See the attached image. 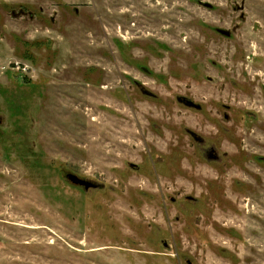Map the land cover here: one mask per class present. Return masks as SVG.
I'll return each instance as SVG.
<instances>
[{
  "label": "rangeland",
  "instance_id": "374dc122",
  "mask_svg": "<svg viewBox=\"0 0 264 264\" xmlns=\"http://www.w3.org/2000/svg\"><path fill=\"white\" fill-rule=\"evenodd\" d=\"M189 263L264 264V0H0V264Z\"/></svg>",
  "mask_w": 264,
  "mask_h": 264
},
{
  "label": "flooded vegetation",
  "instance_id": "af4514ba",
  "mask_svg": "<svg viewBox=\"0 0 264 264\" xmlns=\"http://www.w3.org/2000/svg\"><path fill=\"white\" fill-rule=\"evenodd\" d=\"M221 34V33H220ZM223 35V34H222ZM225 36V35H224ZM230 36V35H229ZM143 94L147 95L148 97H153L151 92H147L143 88H141ZM176 103L181 106L182 108L186 109L188 112H194L196 114H201L204 112V105L203 103L195 100L194 98L187 96V95H178L176 97ZM191 127H186L185 132L188 139L191 141V144L194 148H197L200 157L209 164H218L222 162L223 154L219 148V144L216 142H210L205 135H203L200 130H198L195 126L190 125ZM132 169H137L138 166L134 164H130ZM69 175L68 174L67 179ZM78 180L83 181L89 185L82 186L80 184H74L69 179L68 181L71 182L73 185L78 186L80 188L85 189L86 191L96 190L98 189V185L92 181L81 179L77 175H74ZM88 188V189H87Z\"/></svg>",
  "mask_w": 264,
  "mask_h": 264
},
{
  "label": "water",
  "instance_id": "95a60500",
  "mask_svg": "<svg viewBox=\"0 0 264 264\" xmlns=\"http://www.w3.org/2000/svg\"><path fill=\"white\" fill-rule=\"evenodd\" d=\"M206 6H207V7H211L209 4H207ZM219 33H221V34H223V35H225V36H229V35H230V33H229L228 31H224V30H219ZM68 179H69L72 183H74V184H80V185H82V186H87V187H89V185H88L87 183L78 180L74 175H69V176H68ZM87 189H88V188H87ZM189 264H190V263H189Z\"/></svg>",
  "mask_w": 264,
  "mask_h": 264
}]
</instances>
